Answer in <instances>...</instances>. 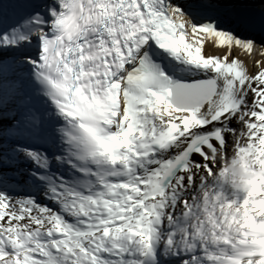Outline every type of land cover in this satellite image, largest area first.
I'll list each match as a JSON object with an SVG mask.
<instances>
[{
    "label": "snow or ice",
    "instance_id": "1",
    "mask_svg": "<svg viewBox=\"0 0 264 264\" xmlns=\"http://www.w3.org/2000/svg\"><path fill=\"white\" fill-rule=\"evenodd\" d=\"M256 35L264 0H0V264H264Z\"/></svg>",
    "mask_w": 264,
    "mask_h": 264
},
{
    "label": "bare ground",
    "instance_id": "2",
    "mask_svg": "<svg viewBox=\"0 0 264 264\" xmlns=\"http://www.w3.org/2000/svg\"><path fill=\"white\" fill-rule=\"evenodd\" d=\"M255 39H256L257 42H259V41H260L261 39H263V38H261V37H259V36L256 35ZM257 51H259V50L257 49ZM258 58H259V57H258Z\"/></svg>",
    "mask_w": 264,
    "mask_h": 264
},
{
    "label": "water",
    "instance_id": "3",
    "mask_svg": "<svg viewBox=\"0 0 264 264\" xmlns=\"http://www.w3.org/2000/svg\"><path fill=\"white\" fill-rule=\"evenodd\" d=\"M257 36L261 37L260 35H257ZM261 38H263V39H264V37H261Z\"/></svg>",
    "mask_w": 264,
    "mask_h": 264
}]
</instances>
